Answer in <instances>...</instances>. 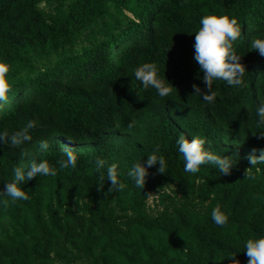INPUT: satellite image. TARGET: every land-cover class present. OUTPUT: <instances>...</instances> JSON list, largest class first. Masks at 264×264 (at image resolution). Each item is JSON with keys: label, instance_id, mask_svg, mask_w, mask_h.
I'll use <instances>...</instances> for the list:
<instances>
[{"label": "trees", "instance_id": "1", "mask_svg": "<svg viewBox=\"0 0 264 264\" xmlns=\"http://www.w3.org/2000/svg\"><path fill=\"white\" fill-rule=\"evenodd\" d=\"M210 13L236 16L234 49L246 72L238 88L214 82L218 96L207 104L192 87L205 91L193 43ZM255 38H264V0H0V58L12 81L0 130L32 120L33 141L49 143L26 144L24 157L0 146V190L16 166L54 165L65 146L77 155L74 170L57 165L55 177L24 183L28 200L0 202V264H229L234 253L246 264L243 241L264 234V165L256 172L247 159L264 148L255 114L264 57L250 49ZM145 62H156L173 86L168 97L135 79ZM181 134L203 135L208 151L235 161L230 172L212 164L184 172ZM156 145L166 171L148 168L136 189L127 169ZM97 158L118 164L123 190L108 191L106 179L97 190ZM217 204L228 214L223 226L211 220Z\"/></svg>", "mask_w": 264, "mask_h": 264}, {"label": "clouds", "instance_id": "2", "mask_svg": "<svg viewBox=\"0 0 264 264\" xmlns=\"http://www.w3.org/2000/svg\"><path fill=\"white\" fill-rule=\"evenodd\" d=\"M193 43V59L197 63L199 71L203 73L201 77L204 82L205 91L197 85H193V91L207 104L215 102L218 93L213 90V84L216 81H223L226 85L238 88L243 85V76L246 72L244 65L240 62L239 55L234 49V42L241 36V25L236 16L228 13H210L202 15L199 18V27L194 32ZM250 49L257 50L258 54L264 57V38H255L250 43ZM10 65L8 61L0 58V104L7 100V93L11 90L12 81L9 77ZM133 75L139 82L142 89H154L158 97H168L173 86L161 75L160 69L156 62L141 63L133 69ZM255 114L258 124H264V102H260ZM135 120L130 121L128 127L131 128L135 124ZM34 121L29 120L23 127L9 133L7 130H0V146L9 145L20 149L22 157L28 153L24 150V146L33 143L41 150H46L49 143L45 139L34 142L30 129L34 127ZM264 136V134H260ZM207 143L203 135H193L190 139L183 134L178 136L175 141L177 151L183 157V170L186 173H197L203 164H212L220 174H228L234 165L230 156L217 155L208 151L205 147ZM257 149L247 156L251 165L255 167L256 172L261 169L256 167L264 165V148L259 149V155L254 153ZM143 163L139 159L133 162L131 167L127 169L126 175L136 189L142 190L145 184V178L148 175V168L158 165L156 172L164 174L167 168L165 156L160 153L159 145L153 147L148 153ZM57 165L59 169H75L77 167V155L72 147L65 146L63 154L58 158L54 165L49 164L47 160L35 159L25 167L23 165L16 166L12 169L13 179L5 182L4 188L0 190V202H5L4 197L11 198L12 201H26L29 196L22 185L33 177L57 175ZM94 171L98 175L100 183L97 190H101L104 186L105 179L110 182L108 191L119 192L125 188V184L118 179V164H107L103 159L97 158L94 161ZM249 168V169H250ZM245 176L249 179H255L251 171H246ZM257 198H262L257 195ZM211 220L217 226H223L228 221V214L221 210V206L217 204L211 209ZM243 251L248 257L246 264H264V234L254 235L243 241ZM234 254L225 256L229 259V264H240L239 260L233 259Z\"/></svg>", "mask_w": 264, "mask_h": 264}, {"label": "rangeland", "instance_id": "3", "mask_svg": "<svg viewBox=\"0 0 264 264\" xmlns=\"http://www.w3.org/2000/svg\"><path fill=\"white\" fill-rule=\"evenodd\" d=\"M149 203H152V198L150 197L149 200H148Z\"/></svg>", "mask_w": 264, "mask_h": 264}]
</instances>
